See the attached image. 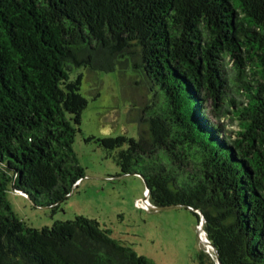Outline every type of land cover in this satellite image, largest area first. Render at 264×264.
I'll return each instance as SVG.
<instances>
[{
  "label": "trees",
  "instance_id": "obj_1",
  "mask_svg": "<svg viewBox=\"0 0 264 264\" xmlns=\"http://www.w3.org/2000/svg\"><path fill=\"white\" fill-rule=\"evenodd\" d=\"M124 61L151 97L138 136L84 141L152 205L200 212L220 264H264V0H0V264H155L96 219L34 228L8 200L53 211L72 195L83 70Z\"/></svg>",
  "mask_w": 264,
  "mask_h": 264
},
{
  "label": "rangeland",
  "instance_id": "obj_2",
  "mask_svg": "<svg viewBox=\"0 0 264 264\" xmlns=\"http://www.w3.org/2000/svg\"><path fill=\"white\" fill-rule=\"evenodd\" d=\"M82 94L88 105L82 113V135L76 137L74 150L85 177L53 211L10 191L8 200L13 211L34 228L84 215L96 219L111 230L114 238L155 264H197L198 250L208 251L200 241L197 218L180 207L154 210L149 209L151 203L146 209L137 206L136 200L145 196L142 178L137 174L120 175L113 159L97 143L83 139L89 135L138 136L140 109L151 98L141 75L128 61L120 63L114 72L83 70ZM220 122L228 130L235 129L234 123L225 118Z\"/></svg>",
  "mask_w": 264,
  "mask_h": 264
},
{
  "label": "water",
  "instance_id": "obj_3",
  "mask_svg": "<svg viewBox=\"0 0 264 264\" xmlns=\"http://www.w3.org/2000/svg\"><path fill=\"white\" fill-rule=\"evenodd\" d=\"M138 175V174H137ZM81 181V180H80ZM79 181V182H80ZM77 182V184L79 183ZM76 184V185H77ZM145 199H149V188H145V196L143 197ZM169 207H173V206H154V205H151L149 206V209H154V210H158V209H163V208H169ZM197 213L199 214V222H198V234L200 231H202L204 234H205V237H206V244L210 246L211 248V251L213 253V255L215 256L216 258V264H220V261L217 259L218 258V254L216 252V249L214 248V246L210 243V241L208 240L207 238V234L204 230V224H205V220H204V217L203 215L197 211ZM208 252V251H207Z\"/></svg>",
  "mask_w": 264,
  "mask_h": 264
},
{
  "label": "built area",
  "instance_id": "obj_4",
  "mask_svg": "<svg viewBox=\"0 0 264 264\" xmlns=\"http://www.w3.org/2000/svg\"><path fill=\"white\" fill-rule=\"evenodd\" d=\"M136 204L137 206H139L140 208H144L146 209L147 206L150 204L148 199L142 198V199H137L136 200Z\"/></svg>",
  "mask_w": 264,
  "mask_h": 264
},
{
  "label": "bare ground",
  "instance_id": "obj_5",
  "mask_svg": "<svg viewBox=\"0 0 264 264\" xmlns=\"http://www.w3.org/2000/svg\"><path fill=\"white\" fill-rule=\"evenodd\" d=\"M199 236H200V241H201V243L204 245V247H205L206 249H208V252H209V250H210L211 248H210L209 245L206 244V237H205V234H204L202 231H200V232H199Z\"/></svg>",
  "mask_w": 264,
  "mask_h": 264
},
{
  "label": "clouds",
  "instance_id": "obj_6",
  "mask_svg": "<svg viewBox=\"0 0 264 264\" xmlns=\"http://www.w3.org/2000/svg\"><path fill=\"white\" fill-rule=\"evenodd\" d=\"M79 182V181H78ZM149 200V199H148Z\"/></svg>",
  "mask_w": 264,
  "mask_h": 264
}]
</instances>
